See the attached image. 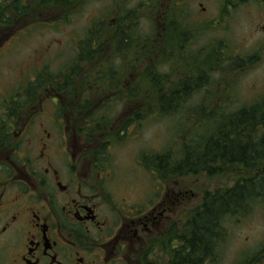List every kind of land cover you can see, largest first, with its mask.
<instances>
[{
	"label": "rangeland",
	"instance_id": "obj_1",
	"mask_svg": "<svg viewBox=\"0 0 264 264\" xmlns=\"http://www.w3.org/2000/svg\"><path fill=\"white\" fill-rule=\"evenodd\" d=\"M13 1L0 0V4H6L5 8L11 15L13 9L10 4ZM122 1L124 2V0H84L85 11L81 16L76 15L75 4L72 7L73 17L70 21L69 33L63 31L61 24L54 27L53 30L46 29V33L43 35L41 34L45 29L37 26L21 34L19 30H10L9 35L0 42L4 47L9 46L11 41H13L11 44L14 45L8 52L9 54L4 52L0 56V93L10 98L11 94L8 95L5 90L7 86H10V83L12 89L18 92L22 90V85L19 82L24 80L25 82H34L38 76L45 72L56 76L62 75L63 70L66 73L67 68L63 69V67H39L40 65L34 58L35 52L48 49L46 51L48 61H74L78 58L79 51L74 40L78 39L79 36L88 37L87 33L94 25H97L96 22L99 25L102 24L101 15L106 16L114 8V2L120 3ZM148 1L127 0L126 2L129 4L122 5L119 12L113 13L104 23L102 30L94 26V32H99L95 47L102 46L105 53L96 55L93 63H78L82 75L77 77V87L82 95H86L84 88L88 86L90 81L102 86L103 94L99 90L97 94L90 95L89 104L93 109L89 111L94 112V110L104 106L103 112L108 118V124L111 125L108 129L109 140H106V132L100 133L103 137V143L109 147L104 156L109 168L108 174H110L107 176L108 179H103L101 183L106 192L115 195L114 198L120 200L125 196L133 204H137V202L148 197L155 188H160L157 185V181H159L157 176H153L151 171L146 169L151 163V157H161L164 154L173 153V159L177 156L178 160L180 159L183 142L189 135L188 132H194L199 123L196 121L198 118L193 117L194 115L199 116L200 112L235 113L243 107L259 101L262 96L264 97V1L252 0L248 3H240V0H179L181 1L182 22L187 29L185 32H189L188 40L191 48H187V55L190 56L194 51H198L199 54L194 53L190 56L186 61L195 64L186 67V70H182L184 67H179L177 54H174L173 49H166V47L156 49L159 56L151 59L150 62H156L158 58L161 61V55H164L166 59L170 57L173 59L166 65L151 64L149 66V68L156 67L157 72L168 77L169 82L164 86V92L171 88V84L193 75L196 71L194 70L196 64L198 62L199 65L202 64L213 48L214 50L215 48L221 49L223 58L226 56V62L202 80L201 88L196 91L191 99L185 101L177 112L169 114L159 112V100H155L154 97L146 94L151 93L148 84L150 77L147 79L143 76L147 75L149 69L133 66L126 68L127 61L131 59L134 52L132 49L128 52H122L119 48L116 52H111V48L113 46L118 48V45L113 42V34L115 33L112 32L113 34H111L110 29L113 30V26L118 25V19L129 14L132 10H135L134 14H136L137 30L143 37L158 35L161 25L159 26L156 21L153 22L148 14L142 15L143 11L140 6L143 2ZM26 2L28 3L29 0ZM160 2L163 4L165 1L160 0ZM177 8L179 9L178 6ZM174 17L170 21L172 25L174 24ZM89 38L87 42H91ZM51 41H54V46L48 47ZM136 44H140L137 50L142 51L144 49L143 42H135L134 46ZM147 44L152 45V43ZM181 48L182 45L179 49ZM204 48L206 50L202 55L200 53H203ZM83 50L84 56L90 54L86 46ZM66 51L70 54L64 57L60 52ZM101 57L104 64L99 62ZM251 58H255L256 63L247 66L246 69H235L238 59L246 61ZM119 63L123 65L120 68L121 80L116 78L115 82H122L118 87L123 90L130 86L138 99L128 106L126 99L124 100L120 95L113 94L112 91L108 93V90H111V86L108 84L113 83V77L118 73L117 69L120 67ZM70 71L73 72V69ZM132 75L134 76L131 77ZM128 78L130 85H128ZM161 86L160 89H162ZM113 87L115 86L113 85ZM25 89H27L26 86L20 92V97L12 92V97L20 99L24 95ZM87 101L82 97L79 98L78 103L75 104V109L82 110L83 107L87 106ZM67 108L74 110L70 106ZM126 108H129L128 112H126ZM136 108L139 110L136 111ZM143 108H150L151 111H142L147 116L144 121H137L134 113H140L139 111ZM58 112L61 111L56 106L45 103L44 110L39 109L37 119L51 128L52 122H48V119L51 116L56 119L59 116ZM3 114L4 112H0V116ZM139 117L141 118V115ZM10 130L7 131L10 132ZM123 131L125 134L120 135ZM99 141L101 142V138L98 139ZM89 147H85V149L88 150ZM90 156L93 158V155ZM239 173L235 170V172L227 175L213 178L206 174H199L171 179L169 187L176 188L183 193L182 222L188 220L191 212L201 204L207 192L233 187ZM163 183L165 184V180ZM92 185L95 186V184ZM9 201H11L10 198L5 199L6 203ZM227 227L225 240L222 241L219 248V250L223 248L221 258L217 264H236L239 256L243 253L259 254L264 248V203L254 204L247 215H237L229 220ZM15 232L19 238L20 233ZM156 252L161 258H164L166 253L171 252V249L163 246ZM261 261L264 264V258ZM159 262H163V260Z\"/></svg>",
	"mask_w": 264,
	"mask_h": 264
},
{
	"label": "flooded vegetation",
	"instance_id": "obj_2",
	"mask_svg": "<svg viewBox=\"0 0 264 264\" xmlns=\"http://www.w3.org/2000/svg\"><path fill=\"white\" fill-rule=\"evenodd\" d=\"M38 1L39 4L34 0H15L14 17L19 31L24 33L33 26L53 30L61 24L63 31L69 33L71 0ZM172 2L166 0L165 8L159 12L158 40L162 48L171 40L174 24L182 21L181 1L175 0L174 10ZM82 4L79 0L80 13ZM173 16L176 19L172 25ZM7 34L8 27L1 24L0 42ZM74 42L80 48L83 40ZM130 42L133 44V36ZM170 42L177 48L174 37ZM2 46L0 43V56ZM53 46L51 41L48 47ZM154 50L155 46L148 55L134 51L131 59L135 54L148 59ZM46 51L34 54L41 67L75 65L63 60L48 61ZM60 53L65 57L67 51ZM130 62L136 67H148L146 61ZM51 91L55 97L61 95L59 89L53 87ZM6 103L7 97L0 93V112H4L0 116V264H172L174 245L164 258L156 251L172 244L169 236L173 231L179 240L175 242V264H182L180 190L165 183L137 204L125 196L118 200L101 183L110 175L104 157L99 161L90 158V152L99 148L101 142L91 144V150L85 149L87 138L94 136L90 134L95 128L92 122L85 121L78 128L50 118L52 127L48 128L33 120L38 113L35 103L26 107L25 112H35L30 117L7 119L10 110ZM6 198L11 201L6 203ZM15 231L20 233L19 238Z\"/></svg>",
	"mask_w": 264,
	"mask_h": 264
},
{
	"label": "trees",
	"instance_id": "obj_3",
	"mask_svg": "<svg viewBox=\"0 0 264 264\" xmlns=\"http://www.w3.org/2000/svg\"><path fill=\"white\" fill-rule=\"evenodd\" d=\"M251 1L240 0V3ZM4 12L5 10L0 9V23H7V20H3ZM8 24L13 25V20H9ZM119 24V28H122L120 29L122 30L121 33L124 35L121 40L122 46L128 47V39L131 38L126 36L127 31L130 36L133 32L138 33L136 17L128 21L119 20ZM132 26L135 27V30ZM174 27L176 30L173 31L171 40L174 37L177 48L173 44L171 45V40L168 45L169 47L171 45L174 54H177L179 67H184L182 70H186V67L195 64L186 60L194 53H199L194 51L190 56L187 55V48H191L188 40L189 32H185L187 29L182 21L175 23ZM179 44L182 45L181 49H179ZM205 50L204 48L203 53L200 54L203 55ZM213 50L214 48L210 50L211 53L207 54L202 64L199 65V62L196 64L197 66L194 67L196 71L193 75L171 84V88L167 92H164V86L169 82L168 77L157 72L156 67L147 68L149 69L147 75L143 77L147 79L150 77L148 79L149 90L156 95L153 99L159 100V112L167 114L177 112L182 104L191 99L196 91L201 88L202 80L215 69H219L220 65L225 64L226 56L223 58L221 49L215 48ZM164 57V55H161V61ZM170 60L173 59L171 57L169 59L165 58L163 65L169 63ZM174 61L176 60L174 59ZM256 61L255 58L246 61L238 59L235 69H246L247 66L253 65ZM221 69L226 72L223 68ZM73 73L72 77H78L82 75V70L77 68L73 70ZM51 78L52 75L39 76L34 85L30 84L28 95L22 101V106L19 108L18 105L17 107L23 111L26 109L29 100L41 99L44 95L42 93H46ZM69 84L74 86L73 81ZM117 86L116 90H120ZM160 86L162 89H160ZM114 90L115 88L111 87L108 93ZM62 91H66V95H70L67 87L66 89L62 88ZM137 100L135 96L132 100H127L126 105L128 106L131 102ZM89 103L90 101H87L84 111L93 109ZM128 109L126 108V112L129 111ZM78 110L80 109L78 108ZM103 110H105L104 106L94 110V112H84L82 110L81 113L61 112V114L67 117L71 115L75 123H82V120L92 122L91 125H96L95 134L101 136L100 133L106 132V140H109L108 118L105 117ZM138 110L139 108H136V111ZM142 111L149 112L151 110L150 108H143L139 111L140 113L135 112L134 117L137 121H144L146 118L147 115ZM18 114H21V112L12 111L8 116L16 117ZM193 117H197L196 121H199V123L194 132H188L189 135L183 142L180 159L178 160V156L173 159V153H167L161 157H151L150 167H148L150 171L154 170L160 177L164 176L166 179L199 174H206L213 178L227 175L233 171L235 172V170L240 172L233 187L207 192L201 204L191 212L190 217L181 227V249L184 255L182 264H217L221 258L223 248L220 250L219 248L222 241L225 240L228 221L237 215H247L254 204L264 203V97L262 96L259 101L243 107L235 113L200 112L199 116L194 115ZM106 150L107 145L103 143L99 151L101 155H97L98 161L106 155ZM169 238L172 240H170L172 245H174L170 262L175 264L173 254L175 255L178 252L175 251V242L179 240L175 237L174 231ZM171 247V244H169L168 248L171 249ZM263 258L264 248L259 254L243 253L239 256L236 264H262L263 261L261 260Z\"/></svg>",
	"mask_w": 264,
	"mask_h": 264
}]
</instances>
